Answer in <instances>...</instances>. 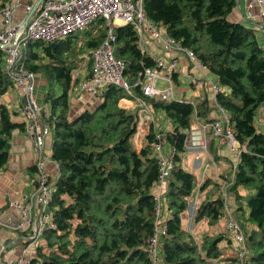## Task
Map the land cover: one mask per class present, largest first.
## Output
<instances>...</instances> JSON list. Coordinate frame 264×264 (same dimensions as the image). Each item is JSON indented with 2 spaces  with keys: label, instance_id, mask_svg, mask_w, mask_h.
Segmentation results:
<instances>
[{
  "label": "trees",
  "instance_id": "16d2710c",
  "mask_svg": "<svg viewBox=\"0 0 264 264\" xmlns=\"http://www.w3.org/2000/svg\"><path fill=\"white\" fill-rule=\"evenodd\" d=\"M236 3L143 0V8L168 34L191 47L224 87L218 100L244 145L229 190L247 249L241 257L235 248L231 259L237 264H264V130L255 123L264 104V48L252 27L229 19ZM103 22L97 19L82 43L78 34H70L54 41L32 40L23 49L20 64L47 81L43 101L48 105L46 120L52 132L51 159L59 169L50 202L55 226L42 234L30 264H153L148 248L155 229L152 186L158 177L153 129L146 136L147 143L137 149L133 137L138 111L121 106L127 92L112 83L94 106L70 116L71 92L79 81L73 70L79 64L77 59L85 52L90 55L88 50L103 40ZM115 31L116 55L125 60V74L133 84L145 67L154 65V57L141 52L132 25L118 26ZM3 56L0 49V97L15 84L4 70ZM134 89L141 93L139 85ZM148 102L162 109L172 122V129L162 130L174 167L163 195V211L169 216L166 233L159 239L160 261L215 264L223 253L222 245L233 243L227 232L209 230L200 238L183 218L197 182L195 174L182 166L181 154L186 150V129L195 124L194 115L200 119L202 112L191 101L176 96ZM15 115L13 108L0 101V172L9 161L14 131L24 129ZM206 185L207 181L201 189ZM204 200L197 205L194 221L217 224L224 216L222 198Z\"/></svg>",
  "mask_w": 264,
  "mask_h": 264
},
{
  "label": "built area",
  "instance_id": "2783aa9c",
  "mask_svg": "<svg viewBox=\"0 0 264 264\" xmlns=\"http://www.w3.org/2000/svg\"><path fill=\"white\" fill-rule=\"evenodd\" d=\"M247 7L249 15H252L253 8H259V15L264 25V0H247ZM20 8L22 14L19 16ZM100 18L104 20L101 26L105 27L106 34L92 49V69L80 80V89L84 94L99 99L110 83L124 88L128 94H132L134 85L140 87L141 94L137 97L139 108L136 134L145 136L153 129L155 135L153 146L158 163V177L152 186L155 200V229L149 239L148 248L153 264L160 261L159 239L166 233L165 222L161 219L163 195L174 162L172 157L164 152L165 134L162 129L155 127L154 109L148 99L170 100L175 96L173 75L179 69V59L177 56L154 57V65L145 67L142 76L131 84L125 74V60L116 55L115 30L121 25H132L137 34L138 46L144 54H151L149 46L151 40L160 39L164 42L167 53L173 50L182 53L199 68L207 69L206 64L191 47L183 45L147 16L143 8V0H5L0 5V49L4 53V70L23 91L24 103H17L14 106L22 117L24 132L32 141L33 147L41 152L34 164V190L22 192L11 201L10 206L16 214H0V227L21 232L25 241L23 253L15 259H10L8 264H30L31 255L36 251L37 240L45 230L55 226L50 206L53 183L47 168L51 157L44 154L45 139L50 130L46 120L48 105L37 102L32 94L36 74L20 64L23 49L32 40L54 41L70 34H80ZM78 71V68H75L73 75L77 76ZM161 81L166 82L167 85L162 86ZM192 81L194 82L195 79L192 78ZM207 84L214 95V104L219 109L220 118L204 121L199 119L186 129L185 147L190 150H202L214 163L211 142L213 137H217L225 140L229 150L236 156L230 166L229 174L221 175L218 184L227 234L239 256L242 257L247 249L246 237L235 214L233 194L229 188L234 181L237 160L244 145L236 138L229 124L228 113L218 100V94L224 90V87L216 79H208ZM191 208L193 211L190 215V228L193 227L192 219L197 203L194 202Z\"/></svg>",
  "mask_w": 264,
  "mask_h": 264
},
{
  "label": "crops",
  "instance_id": "0c3cea01",
  "mask_svg": "<svg viewBox=\"0 0 264 264\" xmlns=\"http://www.w3.org/2000/svg\"><path fill=\"white\" fill-rule=\"evenodd\" d=\"M251 11L252 15H249L247 0H237L235 7L229 14V19L231 21L242 22L252 27L255 30L259 44L264 48V25L263 20L259 15V8L255 7ZM21 14L22 8H20L18 11V15L20 16ZM91 27L92 25L86 29V31L90 30ZM163 30L165 29L163 28ZM86 31L78 34L80 36V41L86 40L88 36ZM149 46L151 49V55L153 57L164 56L169 58L171 56H177L179 59V69L173 77L175 87L174 93L177 99L191 101L202 112L200 120L204 121L210 118H220L219 109L214 104V95L211 92L209 85H207L208 79L213 80L215 78L214 74L208 69L194 66L192 62L189 61L188 57L182 53H179L175 50L167 53L164 47V42L160 39L151 40ZM88 51L92 52V49H89ZM79 66H81V70L78 71L77 74L79 81L73 87L70 96L71 117L78 115L85 108L94 106L97 102V99L84 94L80 89V80L85 78L92 69L91 54L87 55L85 52L83 54V58L81 57L80 65H78L77 68ZM192 78L195 79L194 82L192 81ZM34 80L35 88L33 89L32 94L37 102L46 104L43 101V95L46 89L47 81L40 73L35 75ZM15 85L18 88V92L12 93L8 89L7 92L0 97L1 102L13 109H15V104L24 103L25 101V96L22 89L16 83ZM161 85L166 86L167 84L166 82L161 81ZM140 94L141 93L133 87L132 94L127 93L126 97L120 100L121 106L129 108L135 112L138 111L139 106L137 97ZM153 109L154 111L160 110L155 109L154 107ZM15 112L16 115L14 118L18 121H22V117L17 112V110ZM161 113H163L161 115H163L162 121L165 123V127H162L161 124L158 123L157 125L159 126H157L155 123V127L164 131L172 129V122L169 117L164 111H161ZM194 117V123H196L199 118H197L196 115H194ZM255 123L258 129L259 127L264 128V104L259 109ZM147 135L139 136L136 134L135 137H133V142L137 149H141L142 146L147 143ZM51 146L52 132L49 130L45 139L44 153L50 157L52 153ZM39 153L41 152L33 147L32 141L28 138L23 129H16L14 131L9 161L5 165V168L0 172V214H16V211L10 206L11 201L22 192H30L34 190V164L39 158ZM211 153L214 163H212L211 157L202 150L186 149L181 154V164L186 170H189L195 174L197 182L195 191L198 189L200 194H206L205 197L212 196L213 198H217L220 196L218 187L219 177L228 173L232 161L236 159V156L229 150L228 144L225 143V140L217 137L212 138ZM47 168L50 172L51 182L53 183L55 177L58 175V165L51 159L47 163ZM197 173L199 177L197 176ZM205 181H207V185L204 187V189H201V186ZM234 204L235 203H233V205ZM191 206L192 204L190 207ZM162 215H164L163 221L165 222L169 216V213L163 211ZM198 223L199 229L204 230V221H200ZM186 224L188 225L187 222ZM190 229H193V232L196 236L198 235L196 233V227H192ZM215 231L221 232V228L217 227ZM210 232L215 233L213 229ZM22 235L23 234L21 232L0 227V264H8L10 259H15L23 253L25 241L22 239ZM198 237H200V235H198ZM222 246L223 253L220 259L214 261L215 264H237L235 261H233V259H231L232 257L235 258L234 244H231L229 241H227Z\"/></svg>",
  "mask_w": 264,
  "mask_h": 264
},
{
  "label": "rangeland",
  "instance_id": "374dc122",
  "mask_svg": "<svg viewBox=\"0 0 264 264\" xmlns=\"http://www.w3.org/2000/svg\"><path fill=\"white\" fill-rule=\"evenodd\" d=\"M3 55H4V53H3ZM80 55V53L78 54V56ZM4 57V56H3ZM77 62L79 63L78 65H80V60L79 59H77ZM78 70L80 71L81 70V66H79L78 67ZM34 88H35V85H34ZM9 91L10 92H18V88L16 87V85L14 84V85H12V86H10L9 87ZM161 111L163 112V110L162 109H160V110H158V111H154V114H155V123H156V125H157V123L158 124H161V126L162 127H165L164 125H165V123L162 121V117H163V115H161V114H163V113H161ZM157 126H159V125H157ZM259 129L260 130H264V128H262V127H259ZM139 136H144V135H139ZM138 138H140V137H138ZM186 149H188V148H186ZM164 152L168 155V156H171V148H170V146L165 142L164 143ZM45 154V153H44ZM45 155H47V154H45ZM230 172V168H229V171H228V173ZM227 173V174H228ZM197 176H198V173H197ZM199 177V176H198ZM198 196V197H197ZM206 196V194H200V192H199V190L198 189H196V191H195V193L193 194V197L190 199V203H189V207H188V209H187V211L184 213V215H183V217H184V221H185V223L187 222L188 223V229L189 230H191L190 229V223H191V219H190V215H191V213H192V211H193V209L190 207V205L192 204L193 205V203L194 202H196L197 203V205L199 206L201 203H203L205 200L204 199H206L207 197H205ZM204 200V201H203ZM232 202L233 203H235V201H234V196H232ZM198 208V207H197ZM234 208H235V204H234ZM223 213H224V210H223ZM163 217H164V215H162V221H163ZM192 221H194V217H193V219H192ZM217 224H218V226H217ZM217 224H213V225H210V224H206L205 223V221H204V230H200L199 229V223L198 222H196V221H194L193 222V227L195 228L196 227V233L198 234V235H200V238L202 237V234L204 233V232H209V230L210 231H212V229L214 230V232L215 233H218L217 231H215L216 230V228L217 227H220L221 228V232H224V233H226V230H225V217L223 216V218H222V220H220ZM191 231H193V229L191 230ZM220 232V231H219ZM198 235H197V237H198ZM42 241H43V238L42 237H40L38 240H37V242H36V246L38 245V244H40V243H42ZM24 245H25V243H24ZM33 254H35V252H33L32 253V255ZM31 255V256H32ZM157 264H162V262H158Z\"/></svg>",
  "mask_w": 264,
  "mask_h": 264
},
{
  "label": "water",
  "instance_id": "95a60500",
  "mask_svg": "<svg viewBox=\"0 0 264 264\" xmlns=\"http://www.w3.org/2000/svg\"><path fill=\"white\" fill-rule=\"evenodd\" d=\"M122 26V25H121ZM58 165V164H57Z\"/></svg>",
  "mask_w": 264,
  "mask_h": 264
}]
</instances>
